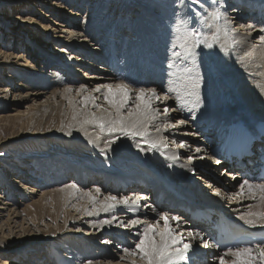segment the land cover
<instances>
[{
	"label": "bare ground",
	"instance_id": "obj_1",
	"mask_svg": "<svg viewBox=\"0 0 264 264\" xmlns=\"http://www.w3.org/2000/svg\"><path fill=\"white\" fill-rule=\"evenodd\" d=\"M6 1V5L9 1L15 6L20 1L17 5L20 10L23 9L22 4L45 7L48 13L45 17L50 20L43 23L29 16L15 15L10 19V24L17 22V26L25 27L36 38L26 44L21 43L25 49L23 51H14L19 50V44L11 45V50L6 51L0 47V72L12 68L25 74L33 67L29 58L34 57L33 54L38 55L37 51L53 67L46 77L38 81H30L29 85L18 83V89H14L12 95L14 99L18 96L20 99L35 100L45 96L41 102L34 101L33 108L28 107L29 115L36 110L33 117L30 115L33 120L50 109L59 108L66 117L64 127L68 129V139L72 144L80 141L96 150L114 152L118 158L124 156L120 154L121 149H127V156L131 154L129 158L138 161L133 160L135 164L131 166L138 168H134L135 176L127 179L128 175L119 172L111 174L104 171L93 175L67 167L60 174V179L56 177L57 181L66 178L68 168L73 170L71 175L77 180L60 189L57 187L47 191L40 188V177L16 166L14 172L19 173L25 181L14 178L17 183L12 189L16 190L19 198L25 195L24 198L27 197L30 203L26 209H20L22 200L13 195L9 198L0 192V242L6 246L0 247V264H17L13 256H6L3 252L10 249L9 243L13 239L25 238L24 244H27L33 236L44 232L34 227L31 219H28L30 208L34 206L39 209L41 204H46L49 193L59 190L56 204L69 213L66 221L71 231L67 233L92 242L93 247L87 246L91 254L94 248L98 251L91 264H147L135 245L148 225H153L155 229L150 235L157 240L161 238L160 234L166 231L163 214H167L168 227L174 230V234L181 235L183 243L192 245L187 253V261L181 264H208L202 260L204 256L213 257L207 260L215 259L216 264H220L219 257L224 256L227 264H233L238 258L226 255L227 252H216L209 237V228L204 223L193 221L177 205L181 202L187 204L188 200L193 199V203L200 204L198 208L216 205L233 218L264 223V191L258 187L264 185V181L254 182L242 176L244 169L234 171L231 166L223 173L224 177L220 173L223 169L218 157L204 135L200 134L204 127L199 126L204 122L222 131L226 118L234 112H240L239 116L246 119L264 118V0H201L203 5L199 8L194 6L192 0H171L167 6L163 5L165 2L159 4L154 0V4L147 3V8L139 6V18L135 24L141 33L133 37H120L113 32V28L107 30L105 37L100 35L102 23L97 16L107 7L105 0H82L89 4V11H95L94 19L90 16L92 21L86 24V31L79 23L82 16L80 10L73 13L71 20L68 18L67 5L75 4L76 0ZM113 1L117 5L114 3L111 6L109 15L124 11L128 17L125 25L131 28V6L126 0ZM172 1H177V5L172 6ZM152 4L158 7H150ZM93 5L97 8L91 7ZM230 6L234 9L229 10ZM55 16L56 20L53 21L52 17ZM192 29L198 33V44L196 39L187 37ZM128 32L133 34L131 30ZM95 41L97 43L93 47L91 43ZM119 43H122L121 53L120 49L117 50ZM105 47L109 48L111 54L117 50L120 55L115 54L108 60L107 68L94 69L99 65L97 63H104L101 54ZM89 59H92V65L88 64ZM121 72L126 73L128 78ZM5 75L6 79L12 80L9 74ZM121 83L127 84L130 91L128 102L117 112L114 104L105 99L108 94L105 86L111 85L112 99L119 100L121 94L117 86ZM220 87L226 93H216ZM141 88L145 89V95L138 100ZM11 89L0 88V106L6 108L12 104ZM23 90H26L25 94ZM151 90H155V96H152ZM227 95L229 100H225V107L220 101ZM138 103L139 108L136 107ZM130 112L133 115H129ZM24 114L18 111L15 115ZM121 117L124 118V127H134V130L146 135L132 136L111 131L123 136L124 145L121 148L105 146L106 142L102 140L105 137L100 136L94 128H98L102 120L108 130ZM181 120L185 123L180 124ZM115 127L121 125L116 123ZM153 143L156 147H152ZM38 161L47 176L45 163ZM217 170L218 179L213 175ZM245 180L252 185L251 189L244 184ZM37 196L39 198L35 200ZM112 196L117 200L111 201L109 197ZM124 198H128V204L120 202ZM112 204L115 206L109 207ZM172 217L180 219L177 221ZM105 220L112 223L103 224ZM132 220L138 223L132 225ZM45 226L50 231V225ZM82 230L84 235L80 233ZM39 244L36 247L42 249L43 246ZM177 246L182 247V243ZM25 248L20 245L14 250ZM124 249L129 251L125 252ZM74 254L70 264L75 261ZM34 255L31 253L27 261H20L19 264H40L45 257V254ZM50 257V261L54 260L52 255Z\"/></svg>",
	"mask_w": 264,
	"mask_h": 264
},
{
	"label": "rangeland",
	"instance_id": "obj_2",
	"mask_svg": "<svg viewBox=\"0 0 264 264\" xmlns=\"http://www.w3.org/2000/svg\"><path fill=\"white\" fill-rule=\"evenodd\" d=\"M76 1L77 2L75 4L73 2L72 4L69 3L67 5L68 18L71 20V17H73V13L80 10L82 16L79 19L80 20L79 23L83 24L81 27L84 28V30L86 31L87 30L86 24L89 21H92V18L95 15V11L90 10L91 11L90 12L88 10L89 9L88 6L89 4L87 3L88 0L86 2H82V0H76ZM105 1L107 2V7L105 6V8L101 12H99L97 16L98 19L100 18L99 21H101L102 23L100 27V35L103 34L101 35L103 37H105L106 34H108L107 30L109 28H113L114 29L113 32L117 33L116 35H119L120 37L122 36L125 37L127 35H129L128 37H133L134 35L140 34L141 30L137 29L136 28L137 24H135L136 20L139 18V16H137L140 13L139 6H143V8L144 7L147 8L148 4L150 3L154 4V0H128V1L126 0V3L129 6H131V10H132V12L129 14L133 22L130 28L125 25V20L128 18L126 17L127 13L119 10L117 11V13L116 12L112 13L111 14L112 16L109 15L111 6L114 3L116 4V2H114L113 0H105ZM157 1L156 2L159 4L165 2L164 4L163 3L162 4L167 6V4L169 5L171 0H157ZM176 2L177 1H172L171 2V4L173 3L172 6L173 5L176 6L177 5ZM5 3H7L6 0H2V2H0V47H2L4 51H6V50H11L10 49L12 47L11 45L19 44V46H17L19 50H14V51L16 52L23 51L25 49H23L21 45L26 44L27 42L30 41V39H35L36 36L29 34V31L25 29V27L17 26V22H15V24L13 23L10 24L11 17L14 15L26 16V17L29 16L37 21L48 23L50 21L49 17H45V14H48L47 9H45V7L42 6L39 8L37 6H34L33 4H30L29 6L22 4L21 7H23V9L20 10V7L19 9L17 8V5L20 4V1L17 2L18 4L16 6L13 3H9V1L7 5ZM141 3L142 4L145 3V4L142 5ZM192 3H194V6L198 8L200 7V5H203V2L201 0H192ZM195 3L198 4L195 5ZM153 4L150 5V7L152 6L158 7L157 5H153ZM96 6H98V4ZM96 6L93 5L91 7H96ZM234 7L230 6L229 10H231V8L234 9ZM87 14H91V15H87ZM90 16L92 18H90ZM106 16H111V18L110 17L109 19L105 18ZM160 18L162 19L163 17ZM52 19L53 21H55L56 16L52 17ZM129 30H131L133 34H129L128 32ZM119 40H122V38H120ZM35 42L40 43L38 40H35ZM96 43L97 42L95 41L92 42L91 44L94 47ZM121 46L122 43H119L117 45L118 47L117 50L120 49L119 50L120 53L122 51ZM105 48H103L104 54L103 53L101 54L103 55L104 60H106L105 59L106 55H108L109 53V52L106 53V51H109V48L106 49ZM116 51L114 53H116ZM118 53L119 52L117 51V54ZM37 54L38 55L33 54L34 57L29 58L33 67L26 70L25 74H23V72L20 70L12 69V68L11 70H3L2 72H0V88H4V87H8V89L13 88L11 89L12 104L10 106H6V108L4 106L3 107L0 106V116H1L0 118V192H2L6 196L8 195L9 198L12 195L14 197L16 196L17 198H19V196H17L16 194L17 192H15L16 190L12 189V187H14V185H16L17 183L14 181V178L15 179L21 178L22 181L25 180H23L24 179L23 177H20L21 175L19 173L16 174V172H14L16 166L17 167L21 166L22 168L26 169V171H29L28 172L29 174L35 175V177L38 178L40 177L39 179L41 180V182H38L39 186L40 188L47 191H51L53 189H56L57 187H59L60 189V187L66 186L69 182L75 180L73 179V177L75 176L71 175V172L73 170L71 171V169L68 168V170H66L65 172L66 178L62 181L60 180L59 182L57 181L56 177L60 179L61 176L60 174H62L64 169L67 167L77 168L80 169V171L83 170L84 173L86 174L91 173L93 175H98L99 173L104 171L109 172L111 174H115L119 172V174L122 173L124 175H128L127 179L132 178L133 177L132 175L136 173V170L134 172V168L137 169L138 167H134L131 165H134L135 162L137 163L138 161L136 158L135 160L133 158V160L135 161L133 162L132 158H129L132 157L131 154L127 156V154H129V152L126 151L127 149L122 148L120 154L124 156L118 158L116 157V154L114 152H107L106 150H96L89 144L85 145L80 141L72 144V142H70L68 139L69 136L68 129L64 127L66 117L61 109L59 108L50 109V111H48L47 113H43L41 117H39L36 120L32 119L34 112L36 110L32 111L33 113L31 112L32 117L30 116L31 114L29 115L27 113L28 107L29 108L34 107V101H36V103L41 102L43 99H45V96H41L38 99L35 98V100L20 99L18 98V96L15 97L16 99H14L13 92L15 91L14 89H18L16 88L17 85H19L21 82H23L25 85H29L28 83L30 81L35 82L46 77L48 73L53 69V67L51 68L49 66V64L47 63L44 57L39 56L40 52L37 51ZM87 62H89L88 63L89 65H92L90 63H92L93 61L92 59H89ZM97 64H99L100 67H98L99 66L98 65L97 67H94V69L101 70L103 68H107L105 67L106 65H103L104 63H97ZM212 73L215 72H213L212 70ZM5 74H9L12 80L6 79L4 77L6 76ZM219 85L220 83L217 84L216 87H218ZM223 89L228 92L227 88L223 87ZM215 92L218 94L220 92L226 93L222 90L221 87L219 91L216 90ZM25 93L26 90H23V94ZM232 99L234 98L232 97ZM225 100H229L228 95L225 96V98L222 101H220V103L222 102L221 104L226 107ZM18 111L25 114L22 116H16L15 114ZM105 126L106 125L103 124V127H101V125L100 126L98 125V128L97 127L94 128L95 131L96 130L98 131V134L100 136L105 137L102 139L106 142L105 146L121 148V145H124L123 136L108 131ZM41 133H45V135H41ZM38 160L43 161L45 163L44 170L47 169L48 171L47 176H46V171L43 172L42 168H40V166L38 165L39 164ZM222 169L223 170L220 171L221 174L225 172V169L223 167ZM217 173L218 170L215 173H213V175H215V177H217L218 179ZM223 176L225 177L224 174ZM110 177L112 178L114 176L110 175ZM135 180H140V178ZM57 192L49 193L46 196L47 199L46 204L45 205L41 204L39 209L33 208L34 206L31 207L30 208L31 212L29 211L28 214V219H31V222L32 224H34V227H39L44 232H42L37 236H33V238L29 239V242L27 244H24L26 240L25 238L13 239L9 243L10 249L3 251L6 256L7 255L13 256L15 263L17 262V264H19L20 261H27L28 256L31 253L35 254L34 256L45 254V257L42 258L40 264H70L71 262L70 259L74 258L75 256L74 253H76V257L74 259L75 261L72 262L73 264H80L83 262L89 263L94 261L93 256L96 255L95 252L98 251L96 250V248H94L93 251L94 253L91 254V251L87 248V246L93 247V243L86 240L85 238L83 239L82 237L74 236L72 235L71 232H70L71 234L67 233V231H71L68 230L71 228V226L67 225L68 222L66 221L69 218L68 215L69 213H67L64 207H60L58 204H56V199L58 198L59 195V193ZM24 196L19 198L20 200L23 201L22 202L23 204L20 205V209L23 210L26 209V206L28 205V203H30V200L29 199L27 200V197L24 198ZM38 198L39 196H37L35 200ZM25 200H27V202ZM46 224L50 225L51 228L50 231L46 230V226H45ZM33 228H30V230H34ZM80 233L81 235L82 234L84 235L85 232L84 230H82ZM38 242L40 243L39 244L40 246H43L42 249L36 247L38 245ZM3 243L4 242H0V247H6L5 244ZM20 245L26 246V248L19 251L14 250V248H18ZM122 249L123 248H121V252ZM50 255H52L53 257L52 259L55 260V263L54 260L50 261L51 259ZM207 258H213V257L209 256ZM209 264H216V262L209 261Z\"/></svg>",
	"mask_w": 264,
	"mask_h": 264
},
{
	"label": "snow or ice",
	"instance_id": "obj_3",
	"mask_svg": "<svg viewBox=\"0 0 264 264\" xmlns=\"http://www.w3.org/2000/svg\"><path fill=\"white\" fill-rule=\"evenodd\" d=\"M227 22V21H226ZM188 38L196 39V43H200L198 39V33L195 29L190 30L187 33ZM264 39V38H262ZM211 47V45H208ZM175 55H179L175 53ZM108 89V94L105 96V99L109 101V103L114 104L116 107L117 112L128 102V95H129V86L125 83L119 84L117 87L120 91L121 97L119 100H113L111 96L112 86L106 85ZM99 91V88H97ZM152 96H155V90H151ZM145 95V89H139V93L137 95V99H143ZM87 99V98H86ZM98 106V105H97ZM137 108L140 107L139 103L136 105ZM167 111V109H165ZM129 115H133V113H129ZM101 127H103V121H100ZM119 123L121 127H115V124ZM180 124H184L185 121L181 120ZM124 118L121 117L119 121L113 122V127L108 129L109 131H120L126 135L132 136H145V132L136 131L133 128L124 127ZM147 142V141H145ZM152 147H156L155 143L152 144ZM244 184H247L249 188H252V185L249 184V181L245 180ZM72 187H75L73 185ZM243 187V186H242ZM262 191H264V185L258 186ZM99 191V189H97ZM111 201H116L117 198L112 196L109 197ZM121 203L128 204V198H124ZM135 203V202H133ZM115 205H109V207H114ZM162 219L165 222L166 231L160 234V239L157 240L153 235H150L155 229L153 225H148L144 227L142 235L139 236V242L135 245L136 249H139L140 253L142 254L143 258L147 260V264H181V262H186L188 259V251L192 248L191 243H183V237L181 235L174 234V230L168 227L169 218L167 214L162 215ZM173 220L179 221V217H172ZM112 221L105 220L103 224H111ZM132 225H136L138 223L137 220H132L130 222ZM249 224L253 223V221L249 220ZM191 235V234H190ZM182 243V247H178ZM206 243V242H205ZM125 252H128V249H124ZM226 255H231L237 257L238 259L233 261V264H264V247L260 245H256L255 248L247 247V248H236L232 249L229 248ZM220 264H227L224 259V256L219 257ZM91 264V262H89Z\"/></svg>",
	"mask_w": 264,
	"mask_h": 264
}]
</instances>
